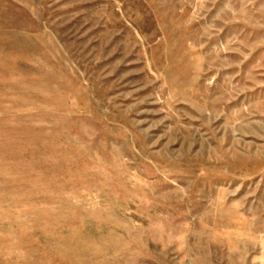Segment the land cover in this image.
Wrapping results in <instances>:
<instances>
[{
    "label": "rangeland",
    "instance_id": "1",
    "mask_svg": "<svg viewBox=\"0 0 264 264\" xmlns=\"http://www.w3.org/2000/svg\"><path fill=\"white\" fill-rule=\"evenodd\" d=\"M0 264H264V0H0Z\"/></svg>",
    "mask_w": 264,
    "mask_h": 264
}]
</instances>
